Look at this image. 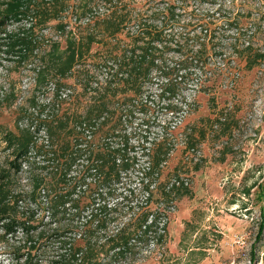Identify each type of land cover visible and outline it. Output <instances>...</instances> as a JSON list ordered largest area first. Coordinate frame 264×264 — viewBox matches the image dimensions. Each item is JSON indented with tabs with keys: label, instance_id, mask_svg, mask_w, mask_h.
Returning <instances> with one entry per match:
<instances>
[{
	"label": "rangeland",
	"instance_id": "1",
	"mask_svg": "<svg viewBox=\"0 0 264 264\" xmlns=\"http://www.w3.org/2000/svg\"><path fill=\"white\" fill-rule=\"evenodd\" d=\"M59 2L64 9L34 28L45 41L33 56L25 60L17 53L20 48L0 45V132H11L19 143L28 141L34 147L18 172H11V148L0 139V175L7 174L0 181V200L11 208L8 211L25 216L38 204L41 209L32 211L34 216L46 215L50 198L71 188L69 176L84 171L89 154L121 149L135 156L137 165L97 196L106 206L98 218L110 220L105 227L94 221L92 230L85 231L100 246L104 235L132 222L144 206L146 192L137 168L146 165L148 157L142 154L162 153L155 159L162 161L151 181L150 188L156 185V190L148 205L160 212L153 217L156 232L131 239L126 257L110 261L113 251L98 250L95 263L264 264V0ZM117 15L125 20L118 32L107 36L105 21ZM27 16L9 21L1 37L29 26ZM59 23L67 24L65 29L75 36L91 32L95 39L66 77L50 76L38 84L35 70L41 52L51 40L65 47ZM155 29L159 35L153 37L159 40L152 42L149 33ZM146 46L157 50L148 60L156 57L157 69L141 79V93L135 95L131 83L124 82L125 72L123 77L117 72L125 55ZM194 50L201 52L198 62L191 59ZM186 57L188 74L169 99L181 111L171 116L163 108L169 100L160 93L163 74L158 67H173ZM49 100L52 105L44 109ZM78 152L68 167L70 155ZM36 175L44 178L41 185L47 194L40 188L34 201L30 194ZM171 183V196L163 199V187ZM57 218L69 222L68 217ZM42 220L47 222V217ZM138 225L133 222L127 229L136 231ZM65 234L73 236V231ZM56 236L49 234L41 243L44 247L35 250L24 244L20 231L9 236L0 228V264H23L30 256L34 264H57L51 247L57 244Z\"/></svg>",
	"mask_w": 264,
	"mask_h": 264
},
{
	"label": "trees",
	"instance_id": "2",
	"mask_svg": "<svg viewBox=\"0 0 264 264\" xmlns=\"http://www.w3.org/2000/svg\"><path fill=\"white\" fill-rule=\"evenodd\" d=\"M43 1L44 0H40L39 2L36 0H6L2 2L4 7L0 10V40L3 39L5 41L0 42V45H9V47L20 48L17 53L22 52V56L20 54L17 55H20L19 57L25 60L30 56H33L37 49L43 45V41H45L42 36H38L33 33L34 28L36 26H43L48 19L56 16L59 9H64L65 7L63 5L64 2H59L60 0ZM28 13L29 16H27ZM21 16L30 17L28 22L29 26L23 28L19 32L9 31V33L4 34V37H1V33L5 31L8 22L12 19L16 21ZM124 20L125 18L123 15H117L110 18L105 21L106 25H104L105 28L103 31L107 36L115 34L120 30L121 23ZM96 21L97 20H93V22H91L92 25H96ZM101 21L103 22L104 20L102 19ZM66 26L67 24H58V28L63 30L62 32L65 34V47L61 49L60 43L57 40H51L48 44V49L44 50L41 52V55H39L40 65L37 70H35L36 82L38 84L47 81L50 76H56L59 78L66 77L74 63L83 57V49H88L89 45L95 39L96 34L91 32L84 36H75L72 31L65 29ZM149 34L152 36V42L159 40V38H156V40L153 37L155 35L156 37L159 35V30L157 31L155 29ZM199 45H201V43ZM150 52H154L155 54L157 53V50L151 51L148 49V46L140 48V52L138 53H136L135 49L132 50L129 56L125 55L123 57L120 64L122 69L117 72V74H120L121 77L124 75L121 72H125V76L123 77L124 82L131 83L130 85L132 86L131 88L133 92H135V95L141 93L140 89L143 83L141 82V79L147 78L152 69H157V64H155L157 63L155 62L157 60L156 57L151 58L148 63ZM192 52V61L198 62L201 52L198 50H194ZM262 55L263 54H257L259 57ZM187 59L188 58L186 57L183 60H179L173 65V67L162 65L158 67L159 71L163 74V80L159 85L160 93L163 96H166L167 100H169L171 96L176 95L181 89L180 81H184L188 74V72H186V69L189 67V63L186 64ZM182 70H184V73L182 74L181 72V74H178ZM175 72V77L172 78L171 75ZM111 76H113V74H111ZM177 78L179 80H177ZM51 105L52 102L49 100L48 104L43 106L45 109ZM163 108L166 113L170 112L171 116L181 111L180 106L173 100H169L163 104ZM47 117L48 115L40 120V126L46 124L45 119H47ZM97 120L98 119L95 118L92 119V123L96 124ZM84 123L86 122H81V124ZM92 123H86L87 128L92 127ZM48 127L49 126H46V129H48ZM82 129L85 128L82 127ZM163 135L165 134L163 133L160 136L161 139H163ZM0 139L8 148H11L13 158L8 162L11 172H18L21 167V163L25 161L34 147L29 144L28 141L19 143L15 139L14 135L8 131L0 132ZM79 152L77 154L72 153V155H70L68 167L77 161V158L80 155ZM156 154V156L155 153L151 154L149 152L142 154L147 155V163L141 168H137V170L141 173L140 179L143 180L142 184L146 192L143 202L144 206L141 208L139 207L141 211L134 213V218L129 220L133 221L129 224H122L121 227H117L115 230H112V232L108 233V235H104L103 242L100 246L92 243L85 231L86 228H90L92 230L94 221H96V225L101 223V225H104L105 227L107 221L110 220L106 216L98 218L102 215V212H105L106 206L105 204H101V201L98 200L97 196L99 197L105 193L108 185L119 180L122 172L135 168V165H137L138 159L135 156H128L121 153V149H107L99 153H94L92 154L93 156L89 154L90 157L88 156L87 158V165L85 166L84 171L82 173L75 172L73 177L69 176V179L73 180L71 188L55 193L45 207L47 209V214L40 215L39 218H36L33 214V212L36 211L39 213L38 209H41V207L38 204L35 205L34 210H32L33 212L28 210L25 212V216H17L14 210H10L9 212L8 208L10 207L0 200V228L5 235L9 236H13L17 231H20L24 237V244H28L30 249L35 250H41L42 247H44V244L42 245L41 243L44 238H48L49 234L58 235L56 236V239H58L56 240L57 244L55 246H51L55 249L57 259L54 261L57 264H97L98 262L95 263L97 261V251L105 249V247L109 249L108 251H113L110 256V261L114 258L118 259L119 257H126V255L130 253L132 247L130 244L131 239L136 238L140 240L148 234L156 232V228L152 225L154 221L153 217L156 219V217H158L157 214H160V212L155 209L151 210L148 206L152 201L153 194L155 193L154 190H156V185L152 189L150 188L152 185L151 181H153L152 179L156 180V169L162 161V159L155 161V159L159 156L158 154L162 153ZM64 173L65 176L69 175L67 172ZM6 177L7 174L2 173L0 175V181ZM88 178H90V180L86 181ZM32 181L33 189L30 197L35 201V195L40 188H43L41 184L45 183V180L43 177L36 175L33 177ZM83 186H86V188L84 187V190L87 189L89 193L87 196L84 190H82ZM173 186L174 184L171 183V186L166 184L163 187V190L165 191H163V199L170 198L172 193L170 187ZM99 189L101 190L98 191ZM94 190L97 191L95 194ZM42 192L44 195L45 193L47 194L45 188L42 189ZM86 198L88 200H85ZM46 201L47 196L44 202ZM83 212H86L85 216H82ZM58 215H61V217H68L69 222L67 221L65 223H61L57 218ZM43 217H47V222H43ZM81 218H84V222H80ZM148 219H150L149 223L147 222ZM133 222L139 224V228L137 227L138 229L136 231L129 230V228L127 229L128 226L133 225ZM52 223H55L54 227H51ZM153 228H155V230ZM90 229L89 232H91ZM71 230L73 231V236L65 234L67 231ZM76 235H78V238H76ZM29 253L30 252L27 251V255H29ZM23 264H34L33 256L26 257Z\"/></svg>",
	"mask_w": 264,
	"mask_h": 264
},
{
	"label": "built area",
	"instance_id": "3",
	"mask_svg": "<svg viewBox=\"0 0 264 264\" xmlns=\"http://www.w3.org/2000/svg\"><path fill=\"white\" fill-rule=\"evenodd\" d=\"M240 240H241V238H240ZM240 240H238V241H240Z\"/></svg>",
	"mask_w": 264,
	"mask_h": 264
}]
</instances>
